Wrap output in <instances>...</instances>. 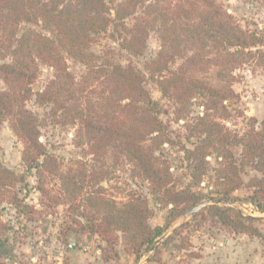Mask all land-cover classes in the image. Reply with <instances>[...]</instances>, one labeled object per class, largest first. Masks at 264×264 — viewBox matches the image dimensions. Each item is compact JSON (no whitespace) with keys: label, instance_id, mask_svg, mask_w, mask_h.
<instances>
[{"label":"trees","instance_id":"16d2710c","mask_svg":"<svg viewBox=\"0 0 264 264\" xmlns=\"http://www.w3.org/2000/svg\"><path fill=\"white\" fill-rule=\"evenodd\" d=\"M147 1L123 0L111 8L105 0H0V60L10 57V61L0 62V78L6 85L0 90V123L7 121L21 141L24 166L19 174L0 162V239L2 232L11 229L2 219L4 205L27 220L34 219L37 210L16 189L18 183L27 186L26 177L32 171L41 197H49L56 205H73L74 211L80 206L77 201L82 202L80 214L74 212L71 220L75 229L96 233L108 242L120 232L132 243L136 259L143 249H156L157 238L179 215L202 203L205 205L192 217L208 211L225 227L264 239L255 224L261 219L245 216L231 205L236 200L233 192L246 187L249 203L264 212V119L241 132L224 123L229 118L225 101L235 95L232 71L250 52L244 51L262 39L244 31L215 0ZM138 8L141 10L135 15ZM128 17H132L130 24L125 22ZM39 21L51 36L33 29L16 36L20 22ZM113 22L120 29L119 48L133 56L142 54L149 31L159 32L161 47L154 58L144 62V68L163 98L181 105L195 93L204 98L202 113L186 124L188 137L197 141L192 148L182 147L192 185L177 186L169 165L157 153L162 144L173 142L159 118L157 102L144 87L141 71L90 50L94 37ZM63 53L85 66L86 74L79 81L67 71ZM178 57L183 63L171 68ZM38 62L52 68L56 80L36 93V101H49L50 89L59 96L67 94L68 104L53 100L55 110L76 123L86 154L98 162L116 149L132 166L133 177L146 181L149 193L169 206L163 226L149 225L146 196L129 191L122 199L114 198L101 185L104 176L88 169L87 162L78 159L62 164L47 152L39 139L38 118L25 107L33 94ZM209 70H213L212 76ZM89 78L97 86L89 99L80 100L75 95L84 90ZM208 156L215 162L211 168L213 191L204 194L192 186L206 174ZM249 169L260 176H249L244 182ZM53 180L58 185L55 193L48 187ZM88 182L95 188L84 192ZM85 200L90 210H84ZM0 264L4 262L0 260Z\"/></svg>","mask_w":264,"mask_h":264},{"label":"rangeland","instance_id":"374dc122","mask_svg":"<svg viewBox=\"0 0 264 264\" xmlns=\"http://www.w3.org/2000/svg\"><path fill=\"white\" fill-rule=\"evenodd\" d=\"M106 4L113 8L115 4L123 0H105ZM229 13L236 23L244 30L254 32L262 42L244 51H250L243 55V62L233 71L234 81L231 87L234 96L225 101L229 112V118L224 123L238 132L247 129L251 123L258 126L264 119V0H215ZM147 2H153L148 0ZM141 8L137 9L139 14ZM132 17L125 22L130 24ZM155 28V27H154ZM33 29L41 34L51 36L39 21L38 23L20 22L16 36L23 31ZM119 27L115 22L108 29L94 37L90 50L97 55L111 57L123 66L132 65L144 75V87L151 98L159 107V118L162 121L167 135L173 143L161 145L160 153L170 167L175 177L177 186L192 185L189 176V168L186 165L182 147L192 148L196 143L195 137H188L186 124L203 111L204 98L195 93L184 105L163 98L156 83L150 78L144 68V62L154 58L159 51L160 37L156 30L149 31L146 44L141 55L133 56L118 46ZM186 52H190L187 50ZM67 71L74 81H79L86 74L85 66L63 53ZM2 61H10L5 55ZM183 63V58H176L171 68ZM185 63V62H184ZM38 72L31 84L32 96L26 101L25 107L33 112L39 121L40 141L45 145L48 153L55 156L62 164L74 160L87 162V168L104 178L101 185L105 192L117 199H122L126 192H134L146 196L150 210L148 223L151 227L163 226L167 216L168 205L158 202L150 193L146 181L133 177L132 166L116 150H110L101 161L92 160L87 155L86 146L82 138L77 134V125L69 120L68 114L55 110V101L64 100L66 95L60 96L53 90L49 96L51 99L44 103L36 101V93L43 91L50 80H56L54 70L38 62ZM201 69V68H200ZM212 71L208 75L212 76ZM214 73V72H213ZM205 77V73L203 74ZM86 87L78 92L75 97L87 100L92 96V88L97 86L94 79L86 81ZM6 85L0 78V90ZM74 100L71 99L70 102ZM21 141L11 130L7 121L0 123V162L16 173H23L21 164ZM235 151H239L236 147ZM209 168L206 174L192 189L204 194L213 191L212 167L215 165L211 156L206 158ZM104 173V175H103ZM248 176L243 180L247 182L249 176L260 174L248 170ZM27 186L18 183L16 189L25 202L33 206L37 211L33 220H27L15 210L4 205L2 219L10 226V230L2 232L0 239V260L4 264H264V239L233 231L225 227L220 221L205 211L199 215H179L171 225L156 240V249H143L136 259L129 239L123 237L120 232L114 233V240L110 242L96 233L79 231L72 223L74 212H81L82 202L74 211L73 205H56L49 197H41L36 188L37 179L34 171L26 177ZM57 184L49 183L52 193L57 192ZM93 182L86 183L84 192L93 190ZM249 191L242 187L233 196L235 201L231 204L243 215L260 218L255 222L256 226L264 233V212H259L249 203ZM205 205V204H202ZM226 205V204H225ZM84 210H90L91 205L85 200ZM83 210V209H82ZM194 213V212H193ZM76 215V216H77ZM72 227V228H71ZM72 230H71V229ZM177 228V232L173 230ZM163 239L165 240L164 242Z\"/></svg>","mask_w":264,"mask_h":264},{"label":"water","instance_id":"95a60500","mask_svg":"<svg viewBox=\"0 0 264 264\" xmlns=\"http://www.w3.org/2000/svg\"><path fill=\"white\" fill-rule=\"evenodd\" d=\"M202 204H205V203H202ZM202 204H199V205H197V206L191 208L189 211L186 212V215L195 212L197 209H199V207H200Z\"/></svg>","mask_w":264,"mask_h":264}]
</instances>
